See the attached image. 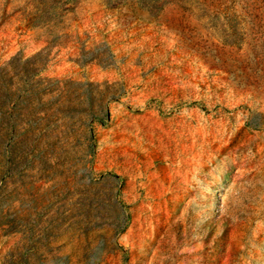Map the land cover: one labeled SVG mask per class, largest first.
<instances>
[{"label": "rangeland", "instance_id": "rangeland-1", "mask_svg": "<svg viewBox=\"0 0 264 264\" xmlns=\"http://www.w3.org/2000/svg\"><path fill=\"white\" fill-rule=\"evenodd\" d=\"M0 264H264V0H0Z\"/></svg>", "mask_w": 264, "mask_h": 264}]
</instances>
